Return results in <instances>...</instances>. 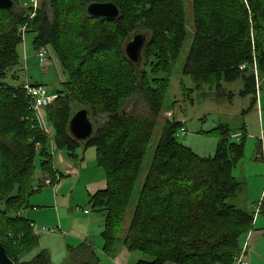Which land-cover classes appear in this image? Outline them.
I'll list each match as a JSON object with an SVG mask.
<instances>
[{
    "label": "trees",
    "instance_id": "trees-1",
    "mask_svg": "<svg viewBox=\"0 0 264 264\" xmlns=\"http://www.w3.org/2000/svg\"><path fill=\"white\" fill-rule=\"evenodd\" d=\"M13 1L12 11L0 10V202L4 205L0 244L15 264H50L44 251L30 261L20 260L37 243L30 221L19 215L29 207L27 199L34 193L29 183L36 157L41 160V172L52 183L55 180L47 138L34 119L27 121L33 118L27 97L19 86L2 82L8 71L20 66L18 29L24 26L26 33L34 35L33 48L47 51L49 47L68 77L62 84L64 92L58 91L60 97L46 109L54 148L71 159L78 150L96 151L106 185L89 199V205L103 215L101 252L109 256L164 99L158 88L139 81L137 66L125 57L124 43L136 27L133 7L142 6L140 19L148 40L141 59L157 55L164 63L167 47L177 58L185 41L183 2L45 0V14L38 9L29 20L24 1ZM92 2L114 4L119 19L89 17L85 10ZM246 2L252 30L240 0H192L194 34L182 73L196 88L208 85L219 90L222 81L240 80V94L251 95L253 107L258 79L264 77V0ZM105 57L123 67L122 74H111ZM134 95H139L146 109L143 116L122 112L123 101ZM73 103L90 107L92 116L100 119L84 143L68 132ZM180 128L175 121L166 122L162 130L123 245L130 253L138 251L151 258L136 264H233L240 252L239 237L253 222L250 213L228 203L239 189L232 171L243 158L245 138L233 141L232 131L219 125L213 157L201 158L178 142ZM68 253L69 264H99L94 250L85 244L69 248Z\"/></svg>",
    "mask_w": 264,
    "mask_h": 264
},
{
    "label": "rangeland",
    "instance_id": "rangeland-1",
    "mask_svg": "<svg viewBox=\"0 0 264 264\" xmlns=\"http://www.w3.org/2000/svg\"><path fill=\"white\" fill-rule=\"evenodd\" d=\"M23 1L27 3V0ZM182 2L186 37L179 48L177 58L172 57L173 53L169 46L167 47L169 56L164 63L160 60L158 61V57L155 55L149 59L143 56L137 65L140 74L139 81L144 80L151 87L158 88L164 99L161 113L156 120L152 137L148 143L138 176L133 185L131 199L127 206L125 217L119 227L115 246L109 256L101 252L100 255L95 253L99 264H112V260L115 259L117 253L123 248V239L133 219L144 178L150 167L162 130L166 122L172 123L175 121L179 122L186 132L185 135L177 137L178 142L201 158L213 157L219 141L218 132L215 130L219 125L226 126L232 131L231 140L233 141H240L244 136L243 158L232 171V176L239 183V189L235 197L228 200V203L237 209L250 213L253 216V222L251 229L239 237L240 252L235 255L233 264H237L240 256H243L246 264H264V77L261 76L257 83L260 89V106L255 105L252 107V96H242L240 94L243 90V84L240 80L231 83L222 81L219 90L215 89V87L211 88L208 85L196 88L191 78L182 73L194 34L192 0H182ZM42 4L43 0H40L39 9H41ZM239 4L243 13L247 16L252 30L250 11L246 0H240ZM133 8L136 27L128 39L136 34H143L144 31L143 20L140 19L142 6L134 5ZM231 9L232 7H228V11ZM49 12V8L47 7V13ZM47 15L50 16V14ZM33 37L32 32L25 34L23 43L17 48L20 68L16 67L8 71L2 82L7 86L17 87L21 85V80L26 77L31 83H42L49 91H63L62 84L67 82V74L49 47H47L48 62L45 69L39 67L35 56L37 50L32 45ZM128 39L124 43V48ZM24 51L26 62L23 60ZM104 59L106 67L111 74L120 75L122 74L121 71L125 70L123 67H116L115 63H111L110 57H105ZM162 69L166 70V73L162 72ZM81 108L87 109L90 122L93 125V129H95L100 119L92 116L90 107L80 106L76 103L71 104L70 107L71 112H75ZM122 112L126 115L143 116L146 113V109L141 105L139 95H134L130 99L123 101ZM98 116L100 117V115ZM47 127L52 134V128L48 122ZM258 145L263 147L262 150L259 147V152L257 151ZM77 155L78 158L70 161L65 151L53 150L52 160L54 166L62 174V165L68 169L61 179V182L68 180L66 191L64 190L65 198L68 200H65V209L67 211H64V217L70 223L72 222L71 218L82 220L85 217L82 213L86 210L89 212L88 218L98 222L100 224L98 227H101L103 217L99 213L92 211L90 205L82 199V196H84L85 192L84 187L88 183L99 184L104 182V174L97 166L94 148L86 149L83 156L81 151L78 150ZM82 158L83 160H81ZM40 164V158L36 157L33 163V175L29 183L30 187L28 186L34 192L37 188H40L38 187L40 184L45 182L46 176L41 172ZM40 178H43L42 182ZM48 179L50 178L48 177ZM87 187L85 188L87 189ZM41 194L53 195L50 186L41 187ZM56 194L59 195V190L56 191ZM33 195L35 193L31 196ZM3 207V202H0V209L3 210ZM37 242L42 243L43 240L39 239ZM52 245L54 248H58V244L55 242H52ZM35 246L32 247L30 252L23 253L20 260L30 261L33 258L32 256L36 254L33 251ZM129 254L130 259L128 264H136L139 261H151V258L142 255L138 251H133Z\"/></svg>",
    "mask_w": 264,
    "mask_h": 264
},
{
    "label": "crops",
    "instance_id": "crops-1",
    "mask_svg": "<svg viewBox=\"0 0 264 264\" xmlns=\"http://www.w3.org/2000/svg\"><path fill=\"white\" fill-rule=\"evenodd\" d=\"M25 81L33 85H43L42 83H31L30 81H28L26 77L25 79H22L20 83L22 84ZM49 92L52 93L53 90ZM260 103L261 100L260 101L258 100V102H256L255 105L260 106ZM80 151L83 156L85 151L83 150ZM67 158L70 161L74 160L69 158L68 156ZM76 158H78L77 154H76ZM81 160H83V158ZM62 166H63V170H62L63 174L56 168V166H54L53 163L55 176H58L59 178L58 180H54V182L52 183L47 176L45 177L44 180V181L49 180L52 183L49 186L51 188L53 195L50 196L46 194H41V187L47 185L44 183L40 185L38 184L39 185L38 187L40 188L36 189V191L34 192L35 195L27 199V204L29 207L22 213H19L20 216L32 222L36 228H40L43 226L46 228L59 229L56 233H52V234H42L39 231H37L38 233L37 240L39 241V239H41L43 240V242L42 243L37 242L33 251L36 254L42 251L46 252V254L49 257L50 264H69L72 261H71V257H69L68 249L75 248L80 244H85L87 246H90L94 250V253H97L99 255L103 247V242L101 239L103 222H102V226L98 227L100 225L98 224V222L88 218L89 212H87L86 210L83 211L82 215H84L85 217L82 218V220H76L75 218H71L72 220L71 223L68 221V219L65 220L64 211H67L65 209L66 208L65 200L66 201L68 200L65 198L64 193L66 191L65 190L67 187L66 183L68 180L65 182H61V179L63 178L64 173L68 171V169H66L64 165ZM40 180L42 182L43 178H40ZM105 185H106L105 181L99 184L88 183L85 187L87 186L89 187H87V189L84 187L85 192H84V196H82V199L86 201L87 204H89V199L96 192L104 190ZM57 190H59V195L56 194ZM92 211L94 210L92 209ZM99 214L103 217L102 213ZM59 234L61 235L59 236ZM52 242L58 244V248L57 247L54 248ZM122 247L123 248L117 253L115 259L114 260L111 259L113 262L112 264H128L130 259V254H129L130 252L127 251L124 245Z\"/></svg>",
    "mask_w": 264,
    "mask_h": 264
},
{
    "label": "built area",
    "instance_id": "built-area-1",
    "mask_svg": "<svg viewBox=\"0 0 264 264\" xmlns=\"http://www.w3.org/2000/svg\"><path fill=\"white\" fill-rule=\"evenodd\" d=\"M24 8H27L28 10V19L32 20L35 16L36 11L40 7V0H27V3L22 4ZM26 34V29L24 26L19 27L18 29V35L20 37L21 43H23L24 38ZM24 62L27 60L25 59V51H24ZM37 63L39 67L45 69L46 63L48 62V54L45 48H39L35 53ZM12 75V74H11ZM20 90H22L25 94V96L28 99V108L31 111L33 118L30 117L27 119L30 122L34 119L36 121V128L40 130L42 134H44L48 141V150L50 152L51 157L53 156V150H55L54 145L52 143V134L49 131V128L47 127V120H46V109L60 97V94L58 92H49L48 89L43 85H33L29 82L25 81L21 85H19ZM259 85L257 84V91H256V99L257 102L259 100ZM186 132L184 128H180L178 133L176 134L177 137L180 135H185ZM36 149L39 148L38 145L35 146ZM260 149L262 150L263 147L260 146ZM58 176H55V180H58ZM47 186L51 185L52 183L49 180H46L44 182ZM22 213V212H21ZM29 227L32 229L33 234L35 236L38 235L37 231H39L42 234H52L56 233L59 229L57 228H46V227H40L36 228L35 225L30 222ZM237 264H246L244 262L243 256H240Z\"/></svg>",
    "mask_w": 264,
    "mask_h": 264
},
{
    "label": "water",
    "instance_id": "water-1",
    "mask_svg": "<svg viewBox=\"0 0 264 264\" xmlns=\"http://www.w3.org/2000/svg\"><path fill=\"white\" fill-rule=\"evenodd\" d=\"M45 0L41 5L43 14ZM15 8L13 0H0V10L12 11ZM86 14L89 17L100 18L105 21H116L120 17V11L112 3L92 2L86 6ZM146 34H136L128 40L124 48V54L128 61L133 65H138L141 60V53L146 44ZM68 132L77 142L84 143L90 139L93 133V125L89 119V113L86 108H81L72 113L68 123ZM0 264H15L9 258L0 244Z\"/></svg>",
    "mask_w": 264,
    "mask_h": 264
}]
</instances>
